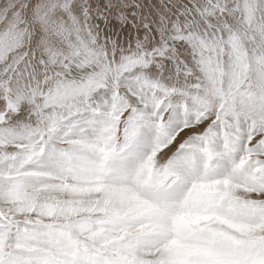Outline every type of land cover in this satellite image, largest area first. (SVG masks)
I'll return each mask as SVG.
<instances>
[{
	"label": "snow or ice",
	"instance_id": "1",
	"mask_svg": "<svg viewBox=\"0 0 264 264\" xmlns=\"http://www.w3.org/2000/svg\"><path fill=\"white\" fill-rule=\"evenodd\" d=\"M0 264H264V0H0Z\"/></svg>",
	"mask_w": 264,
	"mask_h": 264
}]
</instances>
